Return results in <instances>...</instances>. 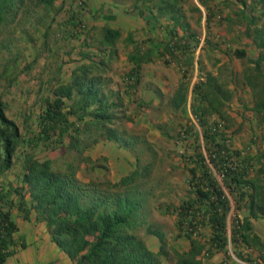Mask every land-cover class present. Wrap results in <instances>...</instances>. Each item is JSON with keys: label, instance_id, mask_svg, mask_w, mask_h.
<instances>
[{"label": "trees", "instance_id": "1", "mask_svg": "<svg viewBox=\"0 0 264 264\" xmlns=\"http://www.w3.org/2000/svg\"><path fill=\"white\" fill-rule=\"evenodd\" d=\"M27 1L33 6H27ZM172 1L174 5L164 0L158 13L166 8L167 12L162 15L169 14L173 28L169 30L171 23L165 27L161 24V28L169 30L172 38L167 50L175 56L172 52L176 49L175 41H182L176 28L187 30L190 25L185 22L182 10L184 3L190 0ZM210 1L201 0L207 10L208 26L218 11L210 6ZM257 1L261 25L244 12L241 15L247 24V36L253 38L261 52L257 59L250 60L254 67L244 72V79L254 96L251 111L264 123V0ZM56 2L0 0V31L17 17L19 10L29 12L41 6L51 9ZM79 4L69 23L81 35L86 29L83 17L85 12L88 15L89 4L87 0ZM228 5L230 0L226 7ZM190 7V11L201 13L196 5ZM149 13L147 23L155 28L158 21L153 10ZM228 18L231 23V17ZM89 29L101 38L95 40L89 36L83 46H96L97 52L80 51L89 63L78 66L69 81L52 87L50 95L42 100L36 128L30 124L31 117L25 118L22 124L12 119L0 96V264H7L16 254V235L21 229L13 215L15 209L23 221L44 223L52 242L73 264H205L217 253L224 254V264L232 263L235 257L249 264H264V242L254 233L252 223V219L264 218V145L255 155L233 147L225 124L214 117L228 120L226 108L235 92L228 85L224 88L225 83L214 75L190 88L180 85L170 100L175 109L186 107L188 92H193L192 111L200 122L203 137V145L191 156H185V162L191 165L187 166L191 173L188 179L191 196L180 205L172 206L170 212L176 215L174 239L178 244L171 245L165 233L154 228L145 214V198L139 187L153 172V159L117 182L107 181L104 189L102 184L85 183L79 178L81 164L90 161L86 152L100 142H114L132 150L134 139L128 138L127 131L119 128L124 119L133 121L132 116L118 115L124 100L120 93L124 90L129 100L138 95L145 63L138 55H131L132 67L121 77L124 85L120 91L115 90L112 78L106 75L114 71L123 32L109 26ZM126 43H134L132 34ZM187 43L184 48L177 44L184 49L182 56L190 52L195 54L199 37L192 34ZM139 49L137 46V52ZM231 55L236 59L247 56L243 49H236ZM153 91L162 95L160 91ZM143 107L139 104L138 110ZM190 132V127L185 128L179 136L186 138ZM59 148H65L67 155L73 157L71 162L65 161L59 166L53 159L37 156L41 149L56 151ZM137 159L140 163L141 158ZM18 164L21 170L17 184H6L2 179ZM244 213L248 214L244 216ZM141 229L146 231L147 237L139 234ZM149 237L157 238L158 251L150 248ZM21 247L26 248V244L22 242Z\"/></svg>", "mask_w": 264, "mask_h": 264}, {"label": "rangeland", "instance_id": "2", "mask_svg": "<svg viewBox=\"0 0 264 264\" xmlns=\"http://www.w3.org/2000/svg\"><path fill=\"white\" fill-rule=\"evenodd\" d=\"M80 1L57 0L51 9H44L41 6L39 9H30L29 12L19 10L17 17L11 19L12 21L0 31V96L6 103L8 115L20 124L25 118L31 117L30 124L36 128L35 121L40 113L42 100L50 95L52 87L69 81L78 66L84 62L89 63L80 55V51L89 52V54L97 52L96 46L92 48L83 46L89 36L94 37L95 40L101 38L100 35H95L97 32H91L89 29L91 28L90 22H92L90 21L91 16L84 13L83 20L86 29L81 35L79 32L76 33L69 23V18L72 12H77ZM194 1L198 2V0H190V3L182 4V10L189 11L190 5H195ZM214 1L217 2L216 5H213ZM142 2L146 4L144 11L141 10L143 17L149 20L150 13L149 15L145 13L151 8V6L148 9L146 7L149 4L148 1H140L136 6L142 7ZM163 2L164 0H155L154 4L158 11ZM210 2L214 8L217 4L222 5L221 8H216L218 11L215 21L209 26L204 23L206 34L203 38H201L203 27L199 24L201 16L192 12L195 18L199 19L198 21L192 19V23L196 29L198 28L197 36L203 49L196 56L191 55V52L184 53V57H178V62H175L177 64L167 57L162 58L159 64H153L164 68L163 72L173 68L172 76L168 73L163 75L162 81L166 93H163L159 87H152L153 90L160 91L162 95L156 94V97L150 101L149 95L145 99L138 94L133 97V100H129L124 90H121L120 96L124 100L122 107L118 109V115L132 116L133 121L127 122L124 119L119 128L127 131L128 138L134 139L135 144L132 150L121 148L114 142L102 141L86 152L90 161L88 164L82 163L78 173L83 182L102 184L104 189L107 181L117 182L131 171L142 169L153 159L155 164L153 172L144 180L139 189L144 194L145 214L149 222L154 228L164 232L173 246L178 243L174 239L177 229L176 215L170 213L173 211L172 206L180 205L191 196L188 186L191 173L187 167L191 165H187L185 156H191L198 146L203 145L202 128L192 111L193 92L191 90L188 92L186 107L175 109L170 104L171 97L180 85L184 84L190 88L195 83L206 82L209 75H214L220 82L225 83L224 88L228 85V88L235 92L233 100L226 108L228 120L218 116L214 117L225 124V130L232 138L233 147L249 150L252 155H255L264 145V123L257 120L251 111L254 96L245 85L244 79V72L249 71L250 66L254 67L250 60L257 59L261 52L254 45L253 38L247 36V24L241 16L245 13L255 18L261 25L258 1L230 0L229 7H226L228 0H211ZM170 3L174 5L172 0ZM27 6L33 5L27 1ZM136 6L132 9H138ZM165 12H167L166 8L159 13L162 15ZM168 15L166 17L170 18ZM159 16L155 14L154 18L157 21L161 20ZM228 16L232 19L228 24L229 28L224 22ZM251 36H254V33ZM167 37L169 40L168 34ZM117 48L120 52L117 58L119 62L117 60L113 64L115 70L106 76L112 78L113 88L120 91L124 85L121 77L127 68V65H124L126 60L121 61L120 59L121 55L125 56L127 49L121 41ZM236 49L245 50L247 56L244 59L233 57L229 61V57L223 55ZM167 54L176 61L178 55L172 56L169 52ZM224 59L226 62L223 63ZM188 76L191 80H188ZM175 82L178 84L177 88L168 90V87H172L171 83L175 84ZM139 104L144 105L142 110H138ZM188 127L191 130L190 134L186 138L183 135L179 136V133ZM196 138H200L199 143ZM37 156L40 159H53L59 166L73 159L67 155L65 148H59L56 151L41 149L37 152ZM137 157L141 158L140 163ZM20 170L21 165L18 164L2 180L6 184L16 185ZM13 215L16 221L23 222L21 214L16 209ZM34 224V222L31 224L34 233H41V236L48 233L43 226ZM139 234L147 235L144 229H141ZM16 236L18 238L16 254L8 260L7 264H40L37 261V255L39 257L40 253L42 256V246L35 241L31 243L30 238L27 237V246L22 249L21 244L25 242L26 236L19 234ZM38 250H40L39 253L34 254ZM55 254V252H49L47 256L55 259ZM41 264L47 263L42 262Z\"/></svg>", "mask_w": 264, "mask_h": 264}, {"label": "crops", "instance_id": "3", "mask_svg": "<svg viewBox=\"0 0 264 264\" xmlns=\"http://www.w3.org/2000/svg\"><path fill=\"white\" fill-rule=\"evenodd\" d=\"M140 1H148L147 3H149V4L146 6L147 9L149 8V6H151L150 10H153L154 15L157 14V16H159L158 10L154 4L155 0H87V3L89 4L88 15L91 16L90 21H92V22H90L91 23L90 25L92 28L96 27V28L101 29L104 26H109V27H112L115 29H119L123 32L121 42H123L126 45L127 52L125 53L126 57L121 55L120 60L121 61L126 60V61H124V62H126L124 65H127V68H125L126 72L129 71L132 67L131 63L129 62L131 55L136 54L141 58V60H143V62H145V63H143V70H142L143 80H142V83L140 85L138 94H140L141 97L143 96L142 98H145V99H146L147 95H149L150 101H151L154 97H156V93L153 91L152 87H155V88L159 87L163 93H166L164 85H163V81H162L163 75L164 74L166 75V73H168L169 75L172 76L173 72H174L172 67L169 68V70L166 69L165 72H163L162 70L164 68H162V67L159 68L160 66L156 67L153 64H159V61H161V59L163 58V57H161V56H163V54H165V57H167L168 59H171V61L174 64H177L175 62H178V60H179L178 57L179 58L182 57V53L184 52L183 51L184 49L182 50V48H184V46H186L188 44L187 43L188 39H191L192 34L198 35V33H199L198 28L196 29V26H194V24L192 23V19H195V21H198L199 19L195 18V15H193V13L195 14V12L192 13V11H190V10L183 12V15L185 16L184 17L185 22L187 24H190V25L187 26L189 30L188 29L183 30V29H181V27L176 28L177 29V35L179 36L180 39L182 38V41L180 40L181 42H179V43L176 42V49L172 50V52L175 53V55H178V56H176V61H175V59L173 60L166 53V52H168V50H167L168 46H170L169 41L172 38V36L169 34L170 33L169 30H171L173 28L172 22H169L168 17L161 15V16H159L161 20H158V24L156 25V27L151 28L147 23V19H145V17H143V15H142V11H144V9H145L144 5H146V4L142 2V7L139 8L138 6H136ZM134 2L136 4H134ZM151 3H153V4H151ZM211 3L212 2H210V6H211ZM216 3L217 2L214 1L213 5H216ZM195 5L201 10V13H197V14H199V17L201 16V20H200L199 24H202V27H203V36L201 37V38H203L206 34L204 23L207 24V22H206L207 10L201 4V0H198V2H195ZM221 5L217 4L216 8L217 9L221 8ZM135 6H136V8L138 7V9H132ZM145 13L147 15H149V12H147V10L145 11ZM147 15H145L146 18H147ZM225 17H226V15H225ZM228 17H231V16H228ZM228 17L224 21L227 24V26L230 22ZM201 21H202V23H201ZM212 21H215V18H213ZM170 23H171V25H169V30L163 31L165 28L164 27L161 28V24L168 25ZM228 28H229V26H228ZM130 34H132V36H133L134 43L127 45L126 39L129 37ZM167 34L169 36V40H168ZM228 37H230V35H228ZM177 44H179V46L182 48H179V46L177 47ZM200 44H201V42H200ZM137 46H140V49L138 50V52H141V54H137L138 53L137 52ZM185 52H186V50H185ZM198 52H199V47L196 48L194 55L196 56V54ZM231 53L233 54V52H226L223 55L229 57V61H231L232 60ZM118 62H119V60H118ZM184 62H185V60H184ZM224 62H226L225 59H224L223 63ZM177 85H178L177 82H175V84L171 83L172 87H168V90H172V89L175 90L177 88ZM249 91H250V89H249ZM247 214L248 213H244V216H246ZM28 223L29 222H27V221H23V222L19 223L21 230L18 234L26 236V240H25L26 243L23 241L24 244H26V246L28 243L27 237L30 238L29 241L31 243H33L35 241L42 246V250H41L42 256L39 253L40 250H38V252L37 251L34 252V254L39 253V257L37 255L38 263L41 264L42 262L43 263L45 262L47 264H73V262L69 258V256L67 254H65L64 252H62L52 242V239H51L49 233L43 234L42 236L40 235L41 233H38V232L34 233L32 231V227H31L32 223H29V224ZM252 223H253V227H254V233H256L264 242V218H259L256 220L252 219ZM34 225H36V223ZM37 225L41 226V227L43 226L44 228H46V225L44 223H40ZM147 240H148V244H149L150 248L153 251L159 250L160 244H159L157 238L149 237ZM22 249H24V248H22ZM49 252H52V253L55 252L56 253L55 259H51L47 256V253H49ZM35 258L36 257L34 256V259ZM225 259L226 258L224 256V254L217 253L211 259L206 260L205 264H224ZM234 262L238 263V264H242V263L249 264V263H246V262H243V261L237 259L236 257L234 258L233 262L231 263V261H230L229 264H233Z\"/></svg>", "mask_w": 264, "mask_h": 264}, {"label": "built area", "instance_id": "4", "mask_svg": "<svg viewBox=\"0 0 264 264\" xmlns=\"http://www.w3.org/2000/svg\"><path fill=\"white\" fill-rule=\"evenodd\" d=\"M201 46H202V44H201ZM201 46L199 47V51L201 50ZM223 124L222 123H220V126H222ZM218 178H219V180L221 181V177L220 176H217ZM242 264H244V263H242Z\"/></svg>", "mask_w": 264, "mask_h": 264}]
</instances>
